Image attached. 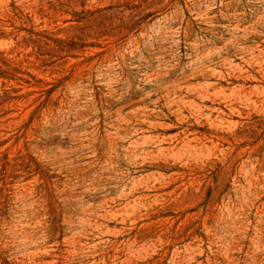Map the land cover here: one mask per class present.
Masks as SVG:
<instances>
[{
  "label": "rangeland",
  "instance_id": "1",
  "mask_svg": "<svg viewBox=\"0 0 264 264\" xmlns=\"http://www.w3.org/2000/svg\"><path fill=\"white\" fill-rule=\"evenodd\" d=\"M0 264H264V0H0Z\"/></svg>",
  "mask_w": 264,
  "mask_h": 264
}]
</instances>
